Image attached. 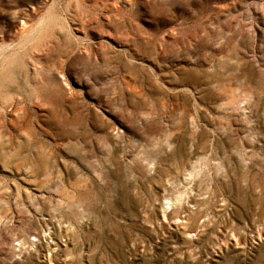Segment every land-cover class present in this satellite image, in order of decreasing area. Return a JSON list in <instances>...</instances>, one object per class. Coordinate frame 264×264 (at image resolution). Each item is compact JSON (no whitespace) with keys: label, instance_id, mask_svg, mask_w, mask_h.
<instances>
[{"label":"rangeland","instance_id":"obj_1","mask_svg":"<svg viewBox=\"0 0 264 264\" xmlns=\"http://www.w3.org/2000/svg\"><path fill=\"white\" fill-rule=\"evenodd\" d=\"M0 264H264V0H0Z\"/></svg>","mask_w":264,"mask_h":264},{"label":"bare ground","instance_id":"obj_2","mask_svg":"<svg viewBox=\"0 0 264 264\" xmlns=\"http://www.w3.org/2000/svg\"><path fill=\"white\" fill-rule=\"evenodd\" d=\"M21 30H19L21 32L20 34L23 35L25 33V31L23 29H21Z\"/></svg>","mask_w":264,"mask_h":264}]
</instances>
